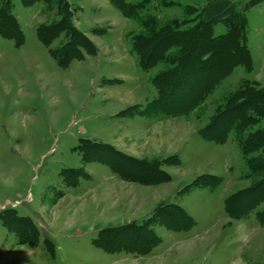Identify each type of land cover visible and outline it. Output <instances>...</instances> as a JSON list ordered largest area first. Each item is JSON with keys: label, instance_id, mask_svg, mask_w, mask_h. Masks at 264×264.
Returning a JSON list of instances; mask_svg holds the SVG:
<instances>
[{"label": "rangeland", "instance_id": "374dc122", "mask_svg": "<svg viewBox=\"0 0 264 264\" xmlns=\"http://www.w3.org/2000/svg\"><path fill=\"white\" fill-rule=\"evenodd\" d=\"M66 1L90 42L67 66L35 34L59 19L57 5L10 0L23 42L0 37V264H264V148L244 142L264 130L253 107L263 99L250 96L241 123L225 110L232 93L264 88V0L246 10L249 0H123L125 16L109 0ZM215 3L224 12L212 16ZM238 15L250 65L215 66ZM193 32L205 39L180 67L189 50L170 36ZM142 40L152 47L143 65ZM118 177L173 195L127 223L151 208L114 209ZM238 192L244 213L233 219L223 199Z\"/></svg>", "mask_w": 264, "mask_h": 264}, {"label": "trees", "instance_id": "16d2710c", "mask_svg": "<svg viewBox=\"0 0 264 264\" xmlns=\"http://www.w3.org/2000/svg\"><path fill=\"white\" fill-rule=\"evenodd\" d=\"M21 1L24 6H29L35 1H42L48 5H51V4L57 5L56 7H57V13L59 15V19L53 20L52 22L46 25H39L36 28L35 34H36L37 39L45 47H47L50 55L55 59L56 63L59 66L65 67L68 65L71 59H79L82 57L79 51V47L82 49H88L90 46V42L84 37L83 34H81L78 30H76L75 26L73 25L72 19H71L72 18L71 7L67 3L66 0H21ZM109 1L123 14V16L126 15L123 0H109ZM262 1L263 0H249L243 5L242 10H246L249 7L256 6ZM211 2H213V0H211ZM213 5L214 6L210 10V13L212 16H214L215 14L219 15L222 11L224 12L223 8L219 7L216 3ZM130 8H129L130 10H133V7H130ZM145 25H148V26L152 25V27L157 26L154 22V19L152 18H150L149 23ZM243 26L248 27L247 19L244 18L242 15H238L236 27L233 28V31L229 32V34H227L225 38L222 40V43H223L222 51L219 55V59L217 60V64H215V66H218V65L221 66L225 63V61L230 60L231 58H234L236 60L242 59L243 61L248 62L247 66L250 65L251 56H250V53H249V50L246 44L247 29L246 30L245 28L243 29ZM160 28L156 29L155 31L157 33L160 32L159 31ZM173 30L171 31L169 30L168 33L173 32ZM61 34H63V36L67 39L66 44L58 48H50L51 42ZM195 34L196 32H193L190 35L189 34L188 35L172 34L170 36L173 39H179V40L184 41L186 43V48L189 50V53L187 52L188 53L187 57L181 56L178 51L179 56H176V60H178L179 62L178 66L180 67L183 66V62L187 60L189 56L191 58L196 56L197 52L195 53L192 51L194 44L200 42V39H202V41L205 39V37L198 38V35L194 37ZM0 37L3 39L13 40L15 46H19L23 42V33L20 30L16 19L11 15V12H10V0L0 1ZM62 47L64 49H62ZM149 48L152 49L150 41L143 42L142 40V41H139V43H137V41L134 42V49L137 53V56H138V59L141 65H143V62L146 63L147 56L148 58L150 57ZM211 56H212V53L208 54L206 56V59L211 58ZM156 86L158 88L159 96L162 98V95L164 92H166L165 89L167 88L164 89L163 88L164 86H161L158 84H156ZM232 94H233L232 97L229 98V100H227L228 101L227 109L225 110L234 111V112L239 111V114L237 115V117L238 119H240L239 121L240 123L245 121V120H242L243 119L242 116L245 114V109H247L246 107L251 106L248 104V99L250 98V96H252V98L261 97V99H263L261 102V105H253V107L257 109H261L258 114L262 118H264V88L259 86L257 90L254 89V91L252 89L244 88ZM239 97L242 98V100H240ZM262 130L263 129H257L255 130L252 136L251 134L247 135L244 142L247 145L248 144L250 145V143L253 141V143L250 145V148L259 147V146L264 148V130L263 131ZM238 137L240 140L241 139L240 136ZM244 142L241 143L243 146H244ZM253 161L251 162L253 164L251 172L255 170L256 168L255 166H257ZM214 179H215V182L213 181V183L216 184L218 181V178L214 177ZM152 182H155V181H152ZM198 182L199 180L197 182L195 180V183H198ZM213 183H211L210 186H212ZM260 184H262V182L258 183V185L255 184L251 188H248L245 190L251 192L255 190L257 186H260ZM244 196L242 192L240 193L238 192L237 194L227 196L226 198L223 199L224 211L228 217L233 218V219L234 218L240 219L243 216L244 212H242V210L241 211L239 210L241 208L240 202L241 200L245 198ZM173 208H175L174 211L177 210L179 212L180 210V208H176V207H173ZM174 211L172 212L168 211L165 213V214H168L167 215L168 218L172 219L171 222H173L176 219V216H175L176 212ZM192 224L193 222L189 220V225H192ZM105 249L110 252L108 248H105ZM130 251H132L133 253H138V254H141V253L145 254L149 252L148 250H135V249L134 250L131 249Z\"/></svg>", "mask_w": 264, "mask_h": 264}, {"label": "crops", "instance_id": "0c3cea01", "mask_svg": "<svg viewBox=\"0 0 264 264\" xmlns=\"http://www.w3.org/2000/svg\"><path fill=\"white\" fill-rule=\"evenodd\" d=\"M129 152L134 154V155L141 156L139 154V152H137L135 149H131V151H129ZM114 174H116V173L114 172ZM118 179L120 181H114V182H116L115 185H119L118 187H119L121 193H123V197L121 199L120 198L117 199L115 197L113 198L114 209L119 207L120 203H124V202L127 205H130V209H129L130 213H133V210H138L139 208L141 209L143 207H146L145 210H147L148 208H151V209L147 210V212H145L140 217L130 216L127 219V223H129V221H132V220H138V219L142 218L143 216L147 215L148 213H150L148 211H152L155 208V206L158 203H160L161 200H164L165 199L164 197L167 196L169 193L171 195H173L172 194L173 192L171 193L170 189L164 190V192L166 194L163 191H161L160 189H158V187H161L160 185H157V186H155V185H153V186L152 185H139V184H133V183H130L127 181H123L119 177H118ZM198 186L201 188V185H198ZM202 186H203V188L205 187V189L206 188H209V189L215 188V186H212V187L204 186V185H202ZM116 187L117 186L114 187L115 191H116ZM151 188H155V190H156L155 194L152 192L150 193ZM180 189L181 188L177 189L176 192H179ZM145 191H147V194H145ZM148 253H150V252H148Z\"/></svg>", "mask_w": 264, "mask_h": 264}]
</instances>
